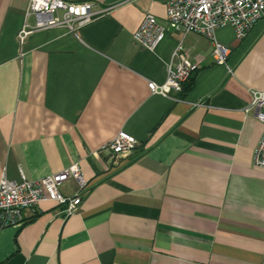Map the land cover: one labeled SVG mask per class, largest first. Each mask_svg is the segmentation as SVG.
Wrapping results in <instances>:
<instances>
[{
  "label": "crops",
  "instance_id": "crops-1",
  "mask_svg": "<svg viewBox=\"0 0 264 264\" xmlns=\"http://www.w3.org/2000/svg\"><path fill=\"white\" fill-rule=\"evenodd\" d=\"M89 2L75 33L18 32L29 0H0V176L38 180L77 164L90 183L65 219L54 202L0 229V264H264V169L253 165L263 125L246 112L264 91V17L216 65L212 42L188 34L198 65L184 89L162 84L181 37L168 30L154 52L132 39L145 13L164 23L168 0ZM231 71V72H230ZM120 131L139 143L111 166L102 151ZM70 179L60 192L71 196Z\"/></svg>",
  "mask_w": 264,
  "mask_h": 264
},
{
  "label": "built area",
  "instance_id": "built-area-1",
  "mask_svg": "<svg viewBox=\"0 0 264 264\" xmlns=\"http://www.w3.org/2000/svg\"><path fill=\"white\" fill-rule=\"evenodd\" d=\"M95 14L89 2L29 0L17 36L22 43L28 35L51 28L60 27L75 33L89 24ZM263 17L264 0H168L164 23H159L154 15L145 13L142 23L132 35L138 48L154 52L168 30L181 37L171 55L175 62L167 64L165 81L162 84L149 81L148 89L153 94L167 97L171 92H181L196 73L198 65L189 59L182 45L186 35L194 33L209 39L213 45L211 55L215 64L225 65L227 49L216 40V31L230 27L235 37L241 40ZM249 93L251 101L246 112L253 109L255 119L264 128V91L249 90ZM139 146L132 136L120 131L102 147V151L108 154L111 166L119 167L121 161L134 158ZM253 165L264 169V129L254 151ZM70 179L76 183V191L71 196H65L60 192V187ZM89 188L90 183L83 177L77 164L38 180H28L21 174L20 181L14 182L3 173L0 176V229L21 225L24 223L23 212H33L44 201L62 207L58 214L67 219L78 212Z\"/></svg>",
  "mask_w": 264,
  "mask_h": 264
}]
</instances>
